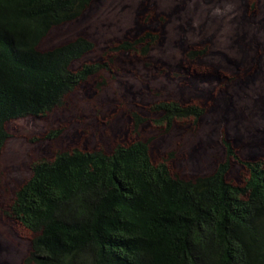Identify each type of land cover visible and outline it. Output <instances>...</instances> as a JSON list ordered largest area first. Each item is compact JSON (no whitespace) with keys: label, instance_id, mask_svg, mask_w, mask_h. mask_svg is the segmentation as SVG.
Returning <instances> with one entry per match:
<instances>
[{"label":"trees","instance_id":"trees-1","mask_svg":"<svg viewBox=\"0 0 264 264\" xmlns=\"http://www.w3.org/2000/svg\"><path fill=\"white\" fill-rule=\"evenodd\" d=\"M92 1L0 0V151L9 121L45 116L81 83L109 69L110 60L73 66L94 49L83 36L38 48L51 28L75 20ZM155 41L156 35L143 32L107 52L146 54ZM149 112L168 130L175 121L197 120L204 110L168 100ZM131 117L134 129L145 121L135 112ZM221 144L224 159L192 179L172 175L169 157L152 162L142 140L33 161L9 206L35 235L23 263L264 264V154L241 159L228 140ZM232 162L245 170L241 183L227 180Z\"/></svg>","mask_w":264,"mask_h":264},{"label":"rangeland","instance_id":"rangeland-1","mask_svg":"<svg viewBox=\"0 0 264 264\" xmlns=\"http://www.w3.org/2000/svg\"><path fill=\"white\" fill-rule=\"evenodd\" d=\"M141 31L156 35L146 54L111 53L109 69L77 86L61 106L6 124L9 137L0 151V264H24L35 236L9 212L35 160L73 148L109 151L142 140L152 162L169 157L172 175L192 179L209 174L224 159L226 137L239 158L262 156L264 0H95L75 20L51 28L38 48L86 37L94 49L74 62L76 67L106 60L110 42L125 35L134 39ZM177 42L193 44L205 56L186 70ZM163 100L198 104L204 112L164 130L152 121L158 115L149 112L150 104ZM131 112L146 120L137 129ZM54 131L57 137L45 138ZM244 176L232 162L227 180L238 184Z\"/></svg>","mask_w":264,"mask_h":264},{"label":"flooded vegetation","instance_id":"flooded-vegetation-1","mask_svg":"<svg viewBox=\"0 0 264 264\" xmlns=\"http://www.w3.org/2000/svg\"><path fill=\"white\" fill-rule=\"evenodd\" d=\"M93 2H95V0H93L92 2H91V4L93 3ZM90 4V5H91ZM90 7V6H89ZM88 7V8H89ZM160 14H164L163 12H161V13H159V14H157V16H159ZM252 22H254V23H257L256 21H252ZM160 23V22H159ZM261 23V22H260ZM148 28V27H147ZM141 32H149V31H141ZM141 32H137V36L141 33ZM129 34V33H128ZM123 40H132V39H128L127 38V35H125L123 38H121V39H118V40H113V42H110L109 43V45H107V48L106 49H108L109 47H111L114 43H119V42H121V41H123ZM151 45V44H150ZM150 45L148 46V48L150 47ZM177 48H180V50H181V54H182V56L184 57V60H186V61H188V66L186 67V70H189L190 69V66H191V64H194L195 63V61L198 59V60H201L205 55L203 54V52H201V55H198V56H195V57H189L188 56V53L190 52V51H194V50H196L195 49V46L193 45V44H191V45H188V46H186V47H184V43L182 44L181 42H177V43H175L174 44ZM130 51V50H129ZM129 51H123V52H129ZM148 51V50H147ZM117 52H119V51H117ZM111 53H115V52H109L108 54V56H107V58H106V60H103V59H101V61H99V62H103V61H108V60H110V62H111V58H112V54ZM256 56H257V58H260L261 57V54L262 53H260V51H258V50H256ZM111 54V55H110ZM111 57V58H110ZM95 62V61H94ZM110 62L108 63V65L110 64ZM240 68H241V66H237V72H240ZM105 71V70H104ZM98 74V73H97ZM94 75H96V74H94ZM94 75H92L91 77H93ZM226 78V77H225ZM163 101H168V100H163ZM160 102V101H159ZM156 103H158V102H156ZM152 104H150V106H151ZM130 119L133 121V118L131 117V113H130ZM146 121V120H145ZM145 121L144 122H142L141 123V125L142 124H144L145 123ZM133 123H134V121H133ZM141 125H139V126H141ZM225 140H228V138L226 137L225 138ZM223 148V147H222ZM81 149H84V148H81ZM84 150H88V149H84ZM224 151V150H223ZM263 154H264V152H263ZM262 154V155H263Z\"/></svg>","mask_w":264,"mask_h":264}]
</instances>
